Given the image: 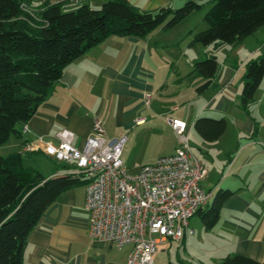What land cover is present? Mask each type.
<instances>
[{"label":"crops","instance_id":"1","mask_svg":"<svg viewBox=\"0 0 264 264\" xmlns=\"http://www.w3.org/2000/svg\"><path fill=\"white\" fill-rule=\"evenodd\" d=\"M105 1L80 0L78 4H64L63 9L74 10L83 4L97 9ZM127 1L140 10L155 11L162 7L176 8L179 0ZM165 31L158 27L146 36L110 35L71 61L36 114L26 122L29 130L24 132L25 123H18L19 134H13L0 146V154L21 152L24 164L25 158L31 164L36 155L56 161L37 148V138L43 136L56 143L57 132L70 129L75 133V144L82 147L96 119L105 126L109 137L126 135L127 141L128 134L133 132L135 136L163 137L158 130V120L162 119L176 146L177 133L168 119L187 121L190 132L191 128L196 131L194 122L199 117L225 118L226 131L215 141L204 140L196 131L201 142L198 152H194L207 168L203 186L214 194L220 189L231 190L233 194L224 202L212 229H206L201 220L193 224L196 214L191 226L198 229V237L193 238L195 229L183 241L166 242L183 244L185 249L195 242L206 244L221 262L232 254L264 261V97L257 98L255 93L256 98L247 107L241 99L247 63L264 55V25L241 42L205 46L212 47L206 54L217 56L218 71L214 82L203 93L196 91L205 79L192 74L194 64L191 75L189 72L186 77L172 64L168 78L161 81L160 72L170 62L165 52L169 44ZM192 77L191 92H184L187 79ZM148 94L151 99L147 104ZM109 120H114L115 126L108 125ZM29 141H34L33 151L24 150ZM175 146L167 155L174 153ZM159 157L141 163L134 171ZM125 163L131 170L132 166ZM64 168L58 162L47 177L64 175ZM85 199V182L56 199L30 233L23 264H127L131 246L119 250L110 243L89 237ZM165 243L158 252L165 253L162 250Z\"/></svg>","mask_w":264,"mask_h":264},{"label":"trees","instance_id":"2","mask_svg":"<svg viewBox=\"0 0 264 264\" xmlns=\"http://www.w3.org/2000/svg\"><path fill=\"white\" fill-rule=\"evenodd\" d=\"M27 0H0V146L18 123L38 111L66 66L110 35L146 36L158 27L170 30L192 13L208 7V28L194 34L190 44H234L264 25V0H186L177 8L143 11L127 0H106L100 8L88 4L64 10L63 3L46 5L37 15L21 8ZM218 71L215 54L197 60L192 74L203 77L196 87L205 92ZM241 91L247 107L264 79V55L246 65ZM194 128L206 141H215L227 128L225 118L199 117ZM63 168L66 167L62 164ZM85 182L74 176H44L26 167L21 152L0 154V264H23L30 233L42 215L68 189ZM233 194L220 189L200 209L206 229L219 220L224 202ZM221 264H264L242 255H227Z\"/></svg>","mask_w":264,"mask_h":264},{"label":"built area","instance_id":"3","mask_svg":"<svg viewBox=\"0 0 264 264\" xmlns=\"http://www.w3.org/2000/svg\"><path fill=\"white\" fill-rule=\"evenodd\" d=\"M66 2L80 0H27L21 8L37 18L46 5ZM150 99L148 94L147 104ZM168 122L178 136L174 153L137 171L130 170L123 159L127 136L109 137L99 119L82 147L75 144L70 129L58 131L56 143L43 136L36 140L37 148L66 166L63 174L85 181L89 237L119 250L131 246L127 264H155L163 243L180 242L194 234L191 219L214 197L213 190L203 186L207 168L190 144L188 122L179 118ZM28 130L25 123L23 131ZM33 142H27L24 150L36 149Z\"/></svg>","mask_w":264,"mask_h":264},{"label":"rangeland","instance_id":"4","mask_svg":"<svg viewBox=\"0 0 264 264\" xmlns=\"http://www.w3.org/2000/svg\"><path fill=\"white\" fill-rule=\"evenodd\" d=\"M185 3V0H179L177 2V7L181 6ZM64 4H68L63 3ZM65 6V5H64ZM176 7V8H177ZM209 6H206L204 9L196 11L184 19L178 26L173 29L167 30L166 32V42L169 43L166 49L167 56L170 59L168 68H163L161 73V81L165 82L169 75V68L172 67V64H176L174 69L180 73L181 76H189V72L191 75V70L193 64L197 60H201L207 57L205 51L210 50L212 47H205L204 45H191L190 42L194 36V34L198 31L204 30L208 28L209 24L206 20V13ZM74 8V6H73ZM69 8H64V10H68ZM71 9V8H70ZM161 27V26H160ZM162 28V27H161ZM193 30V34L189 31ZM214 46V45H213ZM191 60V61H190ZM246 73V72H245ZM159 76V74H158ZM157 76V77H158ZM158 79V78H157ZM193 81L192 78L187 79V83L185 84L184 92H191L190 83ZM196 81V80H195ZM245 81V78H244ZM198 86V85H197ZM257 98L264 97V79L256 92ZM256 98V97H254ZM258 105H262L261 101H258ZM257 106V105H256ZM264 108V105H263ZM183 109L180 110V112ZM179 114V113H178ZM159 122V131L163 133V137L157 136H135L134 132L132 134H128V141L126 142L123 150V159L132 166L131 170L134 171L136 166L141 165V163H147L153 161L158 155H167L168 151L174 148L175 141H173V137L171 133L169 134L167 130H165V121L162 119L158 120ZM106 124V123H105ZM110 126H115L114 120H109L107 122ZM104 126V125H103ZM105 127V126H104ZM17 128H20V125H17ZM189 140L192 148L195 152H198V148L200 145V137L198 133L191 128L189 132ZM115 138V137H113ZM119 138V137H118ZM178 138V136H177ZM177 146V145H176ZM175 146V147H176ZM25 158V166L32 167L38 171H40L44 176L47 177L49 171H53L54 166L57 165V161H54L50 158H46L44 155H36L35 160H30L31 164L26 162ZM53 166V169H51ZM132 172V171H131ZM196 220H201L200 214H197L194 217L193 224ZM202 222V220H201ZM196 235L193 238L199 236V231L195 228ZM163 251L157 253L155 257L157 260V264H221L222 262L218 260L215 256V253L208 250V245L199 244V242H195L191 244L188 249L184 248L183 244H178L176 242H166L163 245Z\"/></svg>","mask_w":264,"mask_h":264}]
</instances>
